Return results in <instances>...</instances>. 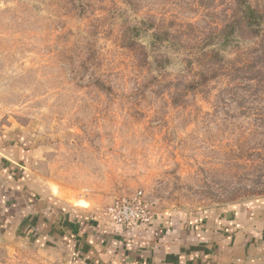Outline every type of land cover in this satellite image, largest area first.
I'll return each mask as SVG.
<instances>
[{"label":"rangeland","instance_id":"rangeland-1","mask_svg":"<svg viewBox=\"0 0 264 264\" xmlns=\"http://www.w3.org/2000/svg\"><path fill=\"white\" fill-rule=\"evenodd\" d=\"M233 9L0 0V136L34 151L53 191L84 209L141 197L151 216L264 195V40L238 33L215 65L222 76L187 87L205 35ZM164 29L172 42L153 43ZM0 264L53 263L0 239Z\"/></svg>","mask_w":264,"mask_h":264},{"label":"crops","instance_id":"crops-1","mask_svg":"<svg viewBox=\"0 0 264 264\" xmlns=\"http://www.w3.org/2000/svg\"><path fill=\"white\" fill-rule=\"evenodd\" d=\"M34 151L0 136V239L53 264H264V195L125 227L55 193Z\"/></svg>","mask_w":264,"mask_h":264},{"label":"trees","instance_id":"trees-1","mask_svg":"<svg viewBox=\"0 0 264 264\" xmlns=\"http://www.w3.org/2000/svg\"><path fill=\"white\" fill-rule=\"evenodd\" d=\"M263 1V2H262ZM233 0L234 9L225 23L220 28L213 29L204 37L203 48L195 56L196 62L200 64V71L197 78L187 86L191 90L207 84L208 82L222 76L223 71L215 65L225 61L222 53L226 48L232 46L239 40V35L248 33L256 40H264V0ZM140 32L136 31V36ZM153 43L159 46L171 43L174 34L170 30L155 31L150 35ZM207 59V63L201 60ZM190 67L193 62H190Z\"/></svg>","mask_w":264,"mask_h":264},{"label":"built area","instance_id":"built-area-1","mask_svg":"<svg viewBox=\"0 0 264 264\" xmlns=\"http://www.w3.org/2000/svg\"><path fill=\"white\" fill-rule=\"evenodd\" d=\"M114 222L125 227L143 224L149 219V213L141 197L119 201L112 209Z\"/></svg>","mask_w":264,"mask_h":264}]
</instances>
